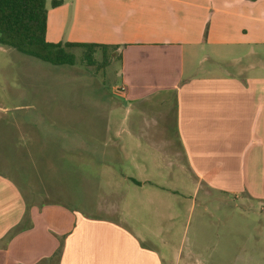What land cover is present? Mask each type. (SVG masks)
<instances>
[{
  "label": "crops",
  "instance_id": "1",
  "mask_svg": "<svg viewBox=\"0 0 264 264\" xmlns=\"http://www.w3.org/2000/svg\"><path fill=\"white\" fill-rule=\"evenodd\" d=\"M52 1L50 7L47 1V41L117 47V89L124 88L118 91L135 111V118L121 122L125 136L109 135L110 119L103 121V135L98 136L95 122L84 130L86 136L77 128L76 154L87 151L90 158L98 157L101 141L105 157L113 145L121 162L127 160L131 171L144 173L147 161L138 162L131 152L124 159L122 150L125 145L133 152L144 142L157 168V157H162L156 140L160 121H154V130L144 126L152 106L167 107L171 100V110L167 107L160 120L163 125L172 122L197 184L221 193L245 191L250 199L264 200V0H59L55 8ZM35 93L30 89V95ZM42 104L45 110L47 104ZM49 121L26 125L34 131L40 124L50 127ZM24 124L12 123L11 158L54 156L50 129L36 137L20 132ZM66 137V131L59 134L61 140ZM91 164L99 167L98 161ZM126 179L140 188L145 185ZM44 195L32 192L27 198L13 179L0 174V264H179V252L176 261L170 255L173 233L144 234L118 204L99 217L70 208L51 193ZM130 202L163 218L155 207L164 200ZM119 213L123 218L115 219ZM198 234L189 241L181 264H225L223 255L244 251L233 246L240 232H205L202 242L196 240L202 237ZM61 245L58 261L53 256ZM238 258L243 259L238 264H264V258Z\"/></svg>",
  "mask_w": 264,
  "mask_h": 264
},
{
  "label": "rangeland",
  "instance_id": "2",
  "mask_svg": "<svg viewBox=\"0 0 264 264\" xmlns=\"http://www.w3.org/2000/svg\"><path fill=\"white\" fill-rule=\"evenodd\" d=\"M47 1L50 7L52 0ZM75 55V66H55L0 46V142H3L0 149H4L0 151V174L13 179L27 198L32 192L38 197L51 193L52 199L66 202L70 208L80 209L84 214L104 217L105 209L118 204L121 212L128 210L130 216L127 219L144 234L160 230L173 233L169 246L174 251L170 255L176 261L179 252V264L185 260L189 241L195 240L194 233L202 236L205 232L215 231L242 234L241 238L233 239L238 242L233 246L244 248V251L241 255H223V263H241L243 259L238 256L264 258V200L250 199L245 191L240 195L221 193L197 184L188 172L172 122L163 125L160 120L167 107L171 110V100L167 107L152 106L149 123L144 126L146 131L154 130V121H160L156 140L161 146L162 157H157V168H153L154 158L144 142H139L133 152L128 146L122 148L124 159L127 152H131L138 162L147 161L148 171L144 173L131 171L127 160L121 162L113 145L105 157L101 141L98 157L90 158L87 151L81 152V156L76 154L73 134L77 128L86 136L88 133L84 130L90 129L91 123L95 122L99 128L98 136L103 135V121L110 119L113 124L109 135L125 136L126 129L121 122L125 118H135V111L129 110V103L117 89L121 86V64L113 50L108 51L107 62L102 52L97 51L93 66L82 61L81 50H75ZM30 89L36 93L30 95ZM42 103L47 104L45 110ZM32 105L38 109L30 108ZM64 118L66 123L61 121ZM48 120L55 124L51 123L50 127L40 124L33 127L34 131L26 125ZM14 122L25 123L19 126L20 132L36 137L50 129L53 137L50 150L54 156L11 158L9 140ZM63 131L67 133L65 140L59 138ZM158 160H161L160 167ZM96 161L99 167L94 168L91 162ZM108 164L114 168L110 170ZM94 169L99 171L89 172ZM126 178L145 185L140 188ZM132 198L164 200L155 207L163 218L145 207L131 205ZM122 218L121 213L115 216V219ZM196 240L202 242L204 238ZM236 252L238 254L240 250Z\"/></svg>",
  "mask_w": 264,
  "mask_h": 264
},
{
  "label": "trees",
  "instance_id": "3",
  "mask_svg": "<svg viewBox=\"0 0 264 264\" xmlns=\"http://www.w3.org/2000/svg\"><path fill=\"white\" fill-rule=\"evenodd\" d=\"M61 3L53 0L52 6L55 8ZM47 22V0H0V46L55 66H75V50H81L82 61L93 66L97 51L102 52L107 62L108 51L117 49L96 44L50 43L46 39ZM14 233H10L9 238ZM61 255L62 245L53 257L59 261Z\"/></svg>",
  "mask_w": 264,
  "mask_h": 264
},
{
  "label": "built area",
  "instance_id": "4",
  "mask_svg": "<svg viewBox=\"0 0 264 264\" xmlns=\"http://www.w3.org/2000/svg\"><path fill=\"white\" fill-rule=\"evenodd\" d=\"M118 90L124 91V88H120V89H118Z\"/></svg>",
  "mask_w": 264,
  "mask_h": 264
}]
</instances>
